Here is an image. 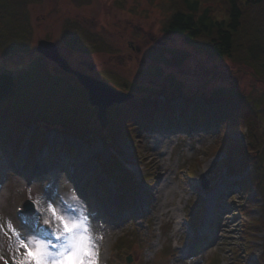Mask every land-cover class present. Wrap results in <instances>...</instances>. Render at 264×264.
I'll list each match as a JSON object with an SVG mask.
<instances>
[{"label": "rangeland", "instance_id": "rangeland-1", "mask_svg": "<svg viewBox=\"0 0 264 264\" xmlns=\"http://www.w3.org/2000/svg\"><path fill=\"white\" fill-rule=\"evenodd\" d=\"M24 2L26 12L12 34L20 39L12 38L8 48L0 45V56L8 54L0 70L18 79L17 72L24 69V99L36 102L40 110L53 109L50 118L43 111L20 109L26 114L23 119L31 122L27 137L18 146L0 141V224L6 229L11 223L31 237L15 214L29 200L35 211L26 215L54 235L59 225L47 211L52 203L61 214L86 218L99 248V264H264V81L244 63L210 56L166 33L173 14L169 0ZM200 3L219 20L227 18L224 0ZM73 29L78 36L72 35ZM42 39L55 42L74 70L133 98L183 106L185 98H192L204 108L207 95L235 89L244 104L208 130L150 126L136 129L131 139H106L109 124L102 128L94 114L93 125L99 130L79 139L61 129L60 120L85 104L81 85L37 52ZM122 104L111 106L107 117ZM39 129L46 132V147L33 152L28 134ZM222 134L225 141L230 136V142L224 143ZM224 146L237 159V171L224 165ZM113 160L119 168L108 172L102 165ZM124 177L129 178L127 188L122 186ZM204 178L208 188L203 187ZM162 187L171 190L167 201ZM115 191L120 206L117 196L113 199ZM95 210L100 213L96 221L90 216ZM52 241L60 243L55 237ZM16 249L15 237L0 233V255L8 264Z\"/></svg>", "mask_w": 264, "mask_h": 264}, {"label": "trees", "instance_id": "trees-1", "mask_svg": "<svg viewBox=\"0 0 264 264\" xmlns=\"http://www.w3.org/2000/svg\"><path fill=\"white\" fill-rule=\"evenodd\" d=\"M24 1L0 0V45L2 47L4 44L8 48L12 38L20 39L19 35L12 34L20 27L21 22L18 21L22 20L24 12H26ZM169 1L173 6V14L165 25L166 33L182 37L186 43L193 44L210 56L221 59L229 58L235 62L244 63L253 69L260 80L264 81V0H224L227 18L222 20L215 17L211 8H202L200 0ZM75 31V29L71 31L72 35L78 36ZM81 42L83 40L79 41V43ZM23 70L17 72L18 79L14 73L0 70V141L5 145L10 142L18 146L27 137V128L31 122L23 119L22 116L26 114L21 113L20 109L24 108L34 114L43 111V114H46L48 118H50L49 113L53 109L52 107L40 110L41 108H35L38 105L36 102L31 105L32 102L28 100L29 98L24 99L27 94L24 92V76L21 74ZM72 77L76 79L74 76ZM19 79L23 86L22 89H18ZM65 85L70 86L69 84ZM123 88L124 90L131 89L127 86H123ZM79 90L84 95L85 104L66 120H60L62 123L60 127L69 135L86 139L99 130L97 126L93 125L94 114H97L98 110L89 104L86 90L82 86ZM238 94V91L231 89L229 92L221 90L207 95L204 108L196 105L192 98H185L184 106L181 103L173 104L172 101L161 104V101L159 102L155 98L149 99L146 96L133 98L122 104V109L119 112L108 115L107 130L109 135L102 137L107 139L121 135L131 139L134 137L136 129L140 131L148 129L150 126L163 130H180L181 128V130H208L211 125L228 117L232 111L237 112V106L244 101V97ZM17 96H21V98ZM185 107L191 111L184 110ZM12 110L13 113H11ZM235 128L238 129L236 126ZM40 131V134L28 135L29 146L33 152L34 149L46 147L44 140L46 132L42 129ZM223 137L224 135L222 139ZM229 138L228 141L223 139L224 143L230 142ZM109 141L107 140L106 143ZM224 147L228 153L224 165L231 171H237L240 167L239 164L235 165L237 159L234 161L230 156L231 153L229 154V147ZM14 154L15 152H13ZM118 164L117 160H113L103 163L102 166L109 172L119 168ZM128 181V177L123 178L122 186L124 188H127ZM246 231H248L247 228L244 232L246 233Z\"/></svg>", "mask_w": 264, "mask_h": 264}, {"label": "snow or ice", "instance_id": "snow-or-ice-1", "mask_svg": "<svg viewBox=\"0 0 264 264\" xmlns=\"http://www.w3.org/2000/svg\"><path fill=\"white\" fill-rule=\"evenodd\" d=\"M7 55L5 53L4 56H0V64ZM47 211L58 222L59 227L54 235L55 240L60 243H54L51 239H37L35 234L31 237L21 235L11 223L6 225V229L5 225L0 224V233L4 235L10 233L17 241L12 264H99V248L89 235L86 218L75 219L67 214H61L52 203L48 204ZM38 219L37 217V222ZM43 223L49 225L50 220L44 219ZM0 261L8 264L3 255H0Z\"/></svg>", "mask_w": 264, "mask_h": 264}, {"label": "water", "instance_id": "water-1", "mask_svg": "<svg viewBox=\"0 0 264 264\" xmlns=\"http://www.w3.org/2000/svg\"><path fill=\"white\" fill-rule=\"evenodd\" d=\"M37 52L43 55L50 62L55 63L62 71L74 76L78 83L86 90L89 104L97 108V119L102 128H106L109 124L107 110L116 104L125 103L133 98L130 93L116 90L112 86L97 80L89 75L78 72L72 68L69 62L60 54L57 44L49 40H39L37 43ZM209 181L203 179V187L208 188ZM24 211L33 214L35 211L34 205L27 200L24 204ZM131 259L128 258V262Z\"/></svg>", "mask_w": 264, "mask_h": 264}, {"label": "bare ground", "instance_id": "bare-ground-1", "mask_svg": "<svg viewBox=\"0 0 264 264\" xmlns=\"http://www.w3.org/2000/svg\"><path fill=\"white\" fill-rule=\"evenodd\" d=\"M81 174H83V176L85 175L84 173H81ZM162 191H163V192H162ZM162 191H161V194L164 195L163 200H164V201H165V200L167 201V196H169L168 193L171 194V190H170V189L168 190V188H163V187H162ZM94 212H97V211L95 210V211H93L92 213H94ZM167 214H169V211L167 212ZM177 223H178V222H177ZM90 224H92V222H91ZM93 224H94V223H93ZM93 224H92V225H93ZM178 224H179V223H178Z\"/></svg>", "mask_w": 264, "mask_h": 264}]
</instances>
